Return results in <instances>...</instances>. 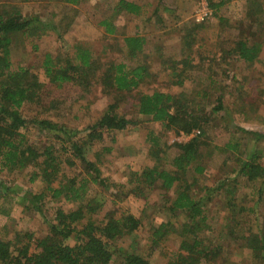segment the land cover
Instances as JSON below:
<instances>
[{"label": "trees", "instance_id": "16d2710c", "mask_svg": "<svg viewBox=\"0 0 264 264\" xmlns=\"http://www.w3.org/2000/svg\"><path fill=\"white\" fill-rule=\"evenodd\" d=\"M59 1L67 5L80 2ZM245 1L246 10L239 22L240 37L224 50L220 60L251 64L259 57L263 42L253 39L256 30L251 31V27L264 31V1ZM224 3L226 0H208V9L211 14L212 10L216 13ZM112 8L116 13L125 11L132 14L141 9L128 0H118ZM100 23L105 26L107 34H116L115 26L108 20ZM200 26L192 22L190 31L183 36L186 50L195 42L192 38ZM50 31H54L61 40L62 51L56 56L44 54L41 63L43 80L32 67H12L14 35L33 40ZM122 41L129 58H135L147 43L138 34L125 36ZM68 48L58 23L37 16L26 17L19 6L0 1V171L21 173L29 170V183L40 182L41 190L29 192L24 197L28 201L26 205L21 204L24 209L33 208L41 213L47 201L63 200L69 204L66 208H55L53 218L47 220L48 230L43 236L35 237L22 227L16 228L10 238L0 236V264H110L114 259L120 264H148L147 255L139 253L134 244H118L134 236L143 221L129 211L113 208L120 200L117 193L106 208L104 193L113 185L101 172L99 156L101 152L109 151L100 145L105 132L120 131L132 123L119 113L120 104L150 77V72L146 64L102 61L82 42L72 44L71 52L67 51ZM194 63V56L184 52L172 67L177 64L184 69L194 68ZM183 75L179 72L173 84L181 86ZM95 83L103 93L112 95L113 101L80 131L68 125L69 122L62 118V111L78 96L88 95ZM199 86L177 94L154 89L137 95L135 99L140 115L151 117L168 130L185 135L197 131V134L175 144L179 153L171 159V169L154 165L131 170L126 184L116 187L128 185V191L139 197L158 187L161 189V209L165 208L172 217L183 216L184 219L178 223L164 217L158 224L149 225V249L151 252L160 250L163 256L159 259L161 264H226L227 251L220 239L213 241L210 235L208 237L214 214L218 212L224 213L220 237L227 235L234 242L240 241V247L249 254V264H264V214L261 221L255 218L264 191V154L256 148V143L264 138V134L248 131L253 136V148L245 157L237 158V168L231 170L232 175L221 179L218 184H203L196 191L194 175L204 169L200 158L201 147L206 145L200 137L207 136L205 131L211 119L225 110L222 95L218 94L211 109L206 111L210 105L207 101L210 86ZM27 105L40 107L41 114L53 113L55 118L49 115L27 117L23 112ZM30 127L44 132L48 141L39 144L30 141L27 135ZM151 138L152 146L156 148L158 142L153 136ZM238 148V143L233 142L224 146L225 151ZM189 176L193 182L188 180ZM239 177L249 183H260L256 189L258 198L251 206L238 205L234 201ZM4 187L6 184L0 183V192ZM215 191H223L225 200L219 207L211 208L209 204L217 193ZM148 206L159 209L156 202L152 205L147 203ZM243 212L253 214L255 219L242 223L237 216ZM252 222L257 224L255 230ZM172 234L179 237L177 250L163 253L162 243Z\"/></svg>", "mask_w": 264, "mask_h": 264}, {"label": "rangeland", "instance_id": "374dc122", "mask_svg": "<svg viewBox=\"0 0 264 264\" xmlns=\"http://www.w3.org/2000/svg\"><path fill=\"white\" fill-rule=\"evenodd\" d=\"M0 1L19 6L26 17L37 16L42 20L58 23L62 37L67 46L69 45L68 52L72 51L71 45L78 41L89 46L95 56L102 61L124 60L132 64H146L150 77L122 100L118 110L132 123L123 130L105 132L100 145L109 148V151L101 152L99 166L103 176L113 185L104 193L107 200L106 208L111 205L112 196L117 193L120 200H117L113 208L129 211L143 221L142 227L134 236L127 237L124 242L118 244L126 246L132 243L139 253L147 255L148 264H161L159 259L163 256L160 250L151 252L149 249V225L158 224L164 217L178 223L184 219L183 216L172 217L165 208L161 209L159 196L161 189L158 187L147 191L146 196L139 197L128 191V185H124L123 188L116 186L126 184L131 170L154 165L171 169L170 161L179 153L175 144L187 141L197 134V131L185 135L166 129L151 117L140 115L135 98L139 93L151 92L154 89L177 94L180 91L195 89L200 84L199 87L210 86V97L207 99L210 105L207 106V111L211 109L215 97L221 94L225 110L218 112L211 119L205 131L207 136L200 137V140L206 142V145L201 147L200 158V165L204 169L194 175L196 184L193 187L198 191L203 184H218L221 179L231 176V170L237 168V158L245 157L253 148V136L247 132L264 134V31L255 26L251 27V31L256 30L253 39L263 42L259 57L253 63L220 60L224 50L240 37L239 22L244 16L246 1L226 0L216 13L212 10V14L200 22L195 18L208 8V0H128L140 6L141 9L136 14L114 12L112 7L118 0H80L76 5L63 4L59 0ZM104 19L115 26L116 34L110 36L106 33L105 26L100 23ZM192 22L201 26L192 38L195 42L193 41L186 50L183 36L190 31ZM134 34L143 36L147 43L144 50L135 58H129L122 39ZM13 41L12 67H32L42 80L45 78L41 68L44 54L56 56L62 51L61 40L54 31L33 40L14 35ZM184 52L194 56V68L184 69L177 64L172 67L173 62L178 61ZM179 72L184 74L181 86L173 84ZM207 74L210 76H206ZM87 94L83 97L78 96L71 106L62 111V118L69 122L68 125L80 131L98 118L113 101V96L103 93L96 83ZM23 112L27 117L49 115L55 118L53 113L41 114L42 111L37 106H24ZM27 135L30 141L37 144L48 141L46 134L34 127L28 129ZM151 136L158 142L156 148L152 146ZM228 142L238 143V150L225 151L224 146ZM256 148L264 154V138L258 140ZM262 164L264 166V156ZM28 173L29 170L21 173L0 171V183L7 186L0 192V236L3 238H10L13 231L19 227L29 230L35 237L43 236L48 230L47 220L53 218L55 208L69 207L68 203L61 200L47 201L41 213L33 208L24 209L21 204H28L24 199L26 194L38 192L42 188L39 181L29 183ZM188 180L193 182L190 176ZM259 186V181L249 183L239 177L235 187V203L251 206L258 198L256 189ZM212 199L209 206L219 207L222 200H225V194L218 191ZM261 199L255 212L256 221L263 218L264 191ZM154 202L159 205V209L146 207L147 203L152 205ZM223 216L222 212L214 214L208 237L210 235L213 241L220 239V243L227 251L226 264H249V254L247 255L240 247V241L234 242L227 235L220 237ZM255 218L253 214L245 212L237 216L242 223ZM255 227L257 224L254 222V230ZM178 243V236L173 234L168 236L162 243V252L176 251ZM110 264H120V261L114 259Z\"/></svg>", "mask_w": 264, "mask_h": 264}, {"label": "built area", "instance_id": "2783aa9c", "mask_svg": "<svg viewBox=\"0 0 264 264\" xmlns=\"http://www.w3.org/2000/svg\"><path fill=\"white\" fill-rule=\"evenodd\" d=\"M210 15L211 11L207 8L201 14L199 13L195 19L197 22H200L203 21L205 18L209 17Z\"/></svg>", "mask_w": 264, "mask_h": 264}]
</instances>
